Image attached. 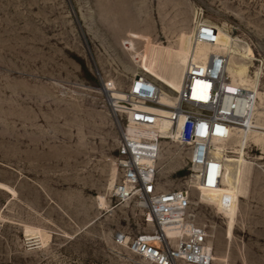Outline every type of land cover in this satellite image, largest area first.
Segmentation results:
<instances>
[{"label":"rangeland","instance_id":"1","mask_svg":"<svg viewBox=\"0 0 264 264\" xmlns=\"http://www.w3.org/2000/svg\"><path fill=\"white\" fill-rule=\"evenodd\" d=\"M204 22L247 43L264 72V0H0V264H150L115 242L152 225L138 200L114 196L127 125L103 83L161 81L149 47L188 48ZM260 149L248 143L255 165L232 210L190 187L213 264H264ZM190 173L187 148L163 143L160 188H187Z\"/></svg>","mask_w":264,"mask_h":264},{"label":"built area","instance_id":"2","mask_svg":"<svg viewBox=\"0 0 264 264\" xmlns=\"http://www.w3.org/2000/svg\"><path fill=\"white\" fill-rule=\"evenodd\" d=\"M199 26L196 43L219 42L216 25L204 22ZM228 62L220 50L198 61L192 59L178 91L167 87L172 90L167 92L161 81L147 73L135 74L125 87L114 81L103 83L108 98L114 89L124 92V97L109 105L127 125L118 147L114 196L121 201L138 200L145 221L152 225L131 240L118 233L115 242L126 244L132 254L150 264L214 262L209 231L190 211V187L214 190L223 185L225 157L217 155L216 143L228 141L236 126H248L259 102L255 91L230 86L234 81ZM163 95L168 99L163 100ZM163 123H168L165 132L159 131ZM166 142L187 148L191 170L187 188L159 186L158 161Z\"/></svg>","mask_w":264,"mask_h":264},{"label":"bare ground","instance_id":"3","mask_svg":"<svg viewBox=\"0 0 264 264\" xmlns=\"http://www.w3.org/2000/svg\"><path fill=\"white\" fill-rule=\"evenodd\" d=\"M217 28L219 42L216 44L196 43L193 40L192 45L185 49L153 45L149 47L147 54L150 57L149 72L158 77L167 87L179 90L186 68L192 59L198 61L208 57L216 50L224 51L229 60L228 72L234 81L230 86L240 85L258 94L259 102L254 110L252 122L246 127L236 126L228 141L216 143L217 155L225 157L226 172L223 185L214 190L203 189L205 193L221 195L222 203L227 209L232 210L240 194L244 192L247 178L251 175L255 165L254 160H251L246 152L248 143L252 142L260 146L262 152L258 159L264 157V89L260 85L263 72L260 67L252 70L254 66L252 61L256 59L253 48L247 43H242L239 38H232L221 26H217ZM118 97H124V93L114 91L113 95L107 98L109 104L116 102ZM167 99L168 97L163 95V100ZM248 117L250 116L248 115ZM167 129L168 123H163L159 127L161 132H165ZM168 232L172 233V229H168ZM176 234L180 236L181 232L176 230Z\"/></svg>","mask_w":264,"mask_h":264}]
</instances>
